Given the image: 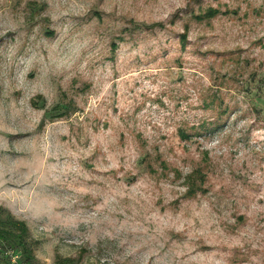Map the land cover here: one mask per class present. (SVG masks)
Wrapping results in <instances>:
<instances>
[{
  "label": "rangeland",
  "instance_id": "obj_1",
  "mask_svg": "<svg viewBox=\"0 0 264 264\" xmlns=\"http://www.w3.org/2000/svg\"><path fill=\"white\" fill-rule=\"evenodd\" d=\"M0 264H264V0H0Z\"/></svg>",
  "mask_w": 264,
  "mask_h": 264
},
{
  "label": "trees",
  "instance_id": "obj_2",
  "mask_svg": "<svg viewBox=\"0 0 264 264\" xmlns=\"http://www.w3.org/2000/svg\"><path fill=\"white\" fill-rule=\"evenodd\" d=\"M217 13L216 9L213 8H209L207 10V12L205 13V16L207 17H212ZM202 16H197L198 19H201ZM184 40V38H183ZM8 227H10L12 230H17V231H10V233H13L12 235L17 239L16 242H18L19 246L22 247V252H23V256L25 257L26 260H30L32 257L31 254V250L29 249V247H27L25 240V234L27 231V228L24 224V222L21 221H17V220H13L10 219L7 222Z\"/></svg>",
  "mask_w": 264,
  "mask_h": 264
}]
</instances>
